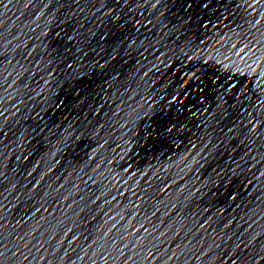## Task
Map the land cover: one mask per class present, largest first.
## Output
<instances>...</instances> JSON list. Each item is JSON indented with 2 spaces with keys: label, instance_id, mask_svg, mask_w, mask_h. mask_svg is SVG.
I'll return each instance as SVG.
<instances>
[{
  "label": "water",
  "instance_id": "1",
  "mask_svg": "<svg viewBox=\"0 0 264 264\" xmlns=\"http://www.w3.org/2000/svg\"><path fill=\"white\" fill-rule=\"evenodd\" d=\"M0 264H264V0H0Z\"/></svg>",
  "mask_w": 264,
  "mask_h": 264
}]
</instances>
